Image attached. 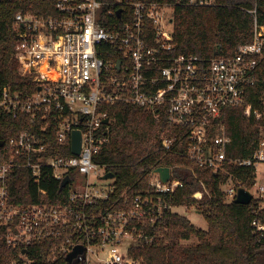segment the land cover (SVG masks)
I'll use <instances>...</instances> for the list:
<instances>
[{
	"label": "built area",
	"instance_id": "2783aa9c",
	"mask_svg": "<svg viewBox=\"0 0 264 264\" xmlns=\"http://www.w3.org/2000/svg\"><path fill=\"white\" fill-rule=\"evenodd\" d=\"M211 3L191 0L189 4ZM54 7L55 13L47 16L15 15L19 74L35 89L0 88V115L18 118L26 114L32 123L41 125L39 134L25 131L11 138L7 146L15 156L0 163V239L19 251L8 264H58L62 260L68 264L67 257L76 248L84 251L76 264H140L130 252L168 232L165 214L175 213L178 206L165 203L163 196L185 188L175 170L197 178L188 166L169 168L167 182L157 172L161 167L154 169L149 190L137 195L130 206L102 210L114 179L105 187L100 183L108 182L103 180L108 172L95 157L110 141L114 119L107 107L117 103L143 108L157 120L165 116L174 130L161 136L163 151L185 156L214 174H225L221 190L227 202L235 199L239 188L246 189L231 168L254 169L256 182L249 190L252 202L256 201L252 228L256 238L264 241V175L258 185L259 168L264 173V111L250 101L255 72L264 59V21L257 10L250 11L254 16L251 42L238 46L232 57L202 59L172 54L173 9L169 5L54 0ZM259 100L264 103V91ZM231 107L241 108L248 120L263 122L261 139L250 158L227 156L232 138L224 124L212 136L213 123ZM51 129L58 147H68L69 154L65 150L49 154L45 138ZM74 132L81 135L79 154L72 149ZM19 167L30 168L34 176L48 169L61 183L69 178L68 199L58 204H11L5 180ZM75 175L84 176L85 184L72 190ZM224 184H228L226 190Z\"/></svg>",
	"mask_w": 264,
	"mask_h": 264
},
{
	"label": "trees",
	"instance_id": "16d2710c",
	"mask_svg": "<svg viewBox=\"0 0 264 264\" xmlns=\"http://www.w3.org/2000/svg\"><path fill=\"white\" fill-rule=\"evenodd\" d=\"M111 2L112 0H103ZM135 3H160L173 9L172 33L175 56H196L202 59L232 57L237 47L253 40L254 16L264 21V1L260 0H211L209 5L189 4L191 0H133ZM199 3L202 0H195ZM54 0H1L0 2V88L31 92L35 88L28 79L19 74L15 50L19 43L14 26L19 12H33L47 16L54 14ZM124 18V17H123ZM256 85L251 89L250 101L264 111L259 96L264 91V59L255 72ZM114 123L110 141L95 157V162L114 175L113 191L103 203V211L121 210L131 205L133 199L149 190V177L158 167L174 168L188 166L194 169L197 178L190 172L175 170L174 174L185 183V188L174 195H165L163 200L171 206L197 208L208 224L207 230L193 225L188 218L166 212L165 225L168 232L158 241L137 247L130 252L140 264H264V241L253 233L256 201L249 205L227 202L221 185L225 174H214L211 169L199 167L185 156L166 154L161 146V136L173 132L166 117L157 120L154 114L143 108L117 103L107 107ZM224 124L232 138L227 150L229 158H250L261 139L263 122L244 117L241 108H227L212 125V136ZM40 123L34 124L26 114L18 118L0 115V163L14 158L8 148L11 138L25 131L39 134ZM45 143L50 153L58 155L69 148L58 147L55 131H47ZM175 132V131H174ZM41 135V134H40ZM58 151V152H56ZM179 151L184 154L182 147ZM231 172L244 187L251 190L256 173L251 168H231ZM3 182L0 180V188ZM205 186L206 191L203 189ZM11 204H58L68 199L70 187L61 188L48 169L34 176L30 168L19 167L10 172L5 180ZM264 221V217H263ZM152 232V229H151ZM196 239V243L187 242ZM19 251L8 248L0 239V264H8L17 258ZM58 264H66L62 260Z\"/></svg>",
	"mask_w": 264,
	"mask_h": 264
},
{
	"label": "water",
	"instance_id": "95a60500",
	"mask_svg": "<svg viewBox=\"0 0 264 264\" xmlns=\"http://www.w3.org/2000/svg\"><path fill=\"white\" fill-rule=\"evenodd\" d=\"M120 67V64L117 66ZM105 124L108 123V120L104 122ZM3 145V143L0 142V147ZM80 145H81V135L80 132H74L73 133V144L72 149L74 154H79L80 152ZM157 172L160 174L161 179L164 182H167L170 178V169L166 167H161L157 169ZM114 179V175L111 173H107L105 176H103V180H112ZM70 183V179L66 178L61 183V188H64ZM253 195L249 190H246L244 188H239L237 192V196L233 200L235 204H242V205H249L252 202ZM84 256L83 248H76L74 252L68 255L67 262L68 264H76L79 257Z\"/></svg>",
	"mask_w": 264,
	"mask_h": 264
},
{
	"label": "rangeland",
	"instance_id": "374dc122",
	"mask_svg": "<svg viewBox=\"0 0 264 264\" xmlns=\"http://www.w3.org/2000/svg\"><path fill=\"white\" fill-rule=\"evenodd\" d=\"M172 27V26H171ZM103 170L101 172H99V176L101 174H103ZM258 175H259V181H258V185L262 183V178L261 176L264 175L263 171L261 168H259V171H258ZM94 180H97V178H95ZM99 180V179H98ZM100 181V180H99ZM101 184H104V187L112 184L113 183V180H108V182H100ZM85 184V178L84 176H81V175H75L73 177V183L71 185V188L72 190H75L77 188L78 185H81L83 186ZM228 188V184L227 185H223L222 186V189L223 190H226ZM256 191V189H255ZM254 191V193H255ZM234 200V196L233 197H230V200L229 202L233 201ZM174 212L176 214H179L181 216H184L186 218H188V220L193 224L195 225L196 227L202 229V230H207L208 229V224L206 222V219L205 217L199 213V211L197 210V208L193 207V208H184V207H177L174 209ZM188 244H194L196 243V239H192L191 241L187 242Z\"/></svg>",
	"mask_w": 264,
	"mask_h": 264
}]
</instances>
